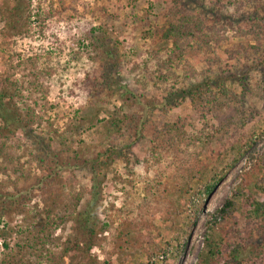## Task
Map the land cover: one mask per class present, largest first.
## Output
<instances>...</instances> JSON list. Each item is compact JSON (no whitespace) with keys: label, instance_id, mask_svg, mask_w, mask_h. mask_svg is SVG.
<instances>
[{"label":"trees","instance_id":"trees-1","mask_svg":"<svg viewBox=\"0 0 264 264\" xmlns=\"http://www.w3.org/2000/svg\"><path fill=\"white\" fill-rule=\"evenodd\" d=\"M191 1L195 2L194 9L187 8ZM247 3L255 7L244 11ZM169 4L164 13L165 26L158 34L170 46L164 51H150L151 58L143 59L142 63L129 60L119 48L118 40L105 29L91 27L87 35L89 56L102 66L99 76L88 75L84 86L93 92V96L102 91L110 95L118 93L124 105H135L139 110L156 106L166 112L169 107L177 106L179 96L188 97L201 122L199 130L183 117L164 124L149 123L145 116L126 112L123 105L114 109L107 120L106 148L82 159L69 155L68 137L63 138L59 150L53 147L51 138L39 139L35 120L28 112L23 116L18 110L11 109L6 89L0 91V157L8 156L11 141L23 145L29 162L37 161L43 170L37 186L47 194L43 196L46 202L51 201L53 208L58 205L61 200L58 184L63 182L66 170L85 167L92 174L90 194L83 208L75 214L63 212L60 217L61 220L70 218L74 224L59 257L49 256L52 258L49 259L39 253L28 264H65L66 258L71 264L79 254L88 255L106 225L102 224V229V225L99 227L100 172L118 159L129 164L131 148L123 142L129 138H142L148 131L152 132L159 147L182 155L179 165H174L171 173H158L152 183L145 186L147 195L156 190L157 197L151 196L140 211L156 209L160 223L152 221L155 213L150 211L147 216L138 213L141 218L138 228L133 227L132 221L125 223L124 245L118 253L128 252L132 258L126 256L119 264H165L168 258L180 254L182 239L186 235L189 237V230L196 222L192 214L199 211L200 202L245 157L252 167L245 172L242 184L232 190L214 213L208 226L210 234H206V246L197 264H264V151L256 150L264 131L257 126L249 128L247 133L234 130L235 126H246L241 105L237 107L235 117H221L235 99L242 100L248 95L264 98V0H169ZM51 8L54 10L53 6ZM18 9V5H14L13 13ZM10 19L14 20L12 24L16 28L18 17L13 15ZM243 38L246 43H234L235 39ZM252 40L254 44L250 43ZM230 42L231 45L224 49L230 61L226 63L218 51ZM197 59L206 63L204 69H196L193 62ZM126 68H130L131 73H141L138 82L144 88L150 81L155 86L170 89L163 102L144 101L140 94L121 84V74ZM176 84L183 87H176ZM252 112L250 117L254 119L257 111ZM17 132H21L22 138ZM190 147L196 151L190 152ZM25 195L19 191L0 193V238L5 249L10 248L9 239L13 236L21 240L17 244L20 250L26 247L34 250L39 240H45L40 236L47 227L25 237L26 230L12 223L14 213L25 212ZM128 214L127 210L122 216ZM166 229L173 233L167 238ZM15 259L13 264L19 262L17 257Z\"/></svg>","mask_w":264,"mask_h":264},{"label":"rangeland","instance_id":"rangeland-1","mask_svg":"<svg viewBox=\"0 0 264 264\" xmlns=\"http://www.w3.org/2000/svg\"><path fill=\"white\" fill-rule=\"evenodd\" d=\"M16 4L19 9L13 13ZM169 6V0H0V91L6 89L11 109L18 110L23 116L28 112L35 120L34 128L39 139L51 138L53 147L59 150L64 137H68L69 155L81 156L82 159L96 155L107 146L105 132L111 112L123 106L124 102L118 93L110 95L102 91L93 96V92L84 86L87 76L98 77L102 66L89 56L88 30L91 27L105 29L118 40L119 48L129 60L142 63L143 59L151 58L150 51H164L170 46L158 34V30L165 26L164 13ZM190 6L194 9L195 2L191 1L187 8ZM253 7L247 3L244 11ZM13 15L18 17L16 28L12 24L14 20L10 19ZM148 32L150 34H145ZM241 41L246 43L244 38L235 39L234 43ZM230 45L231 42L218 51L226 63L230 61L224 49ZM193 64L197 70L206 67L201 59L194 60ZM129 69L121 74V84L140 94L144 101L162 103L170 89L155 86L150 81L144 88L138 82L142 78L141 73H131ZM175 86L183 87L181 84ZM240 99L231 102L221 117H235L238 115L237 107L241 105L246 126H235L234 130L247 133L249 128L257 126L264 131V98L248 95ZM177 101V106L169 107L166 112L156 106L142 108L145 111L135 105L124 106L126 112L145 116L149 123L164 124L183 117L199 130L201 122L189 98L179 96ZM252 110L257 111L254 119L250 117ZM17 133L22 138L21 132ZM23 141L25 143L26 139ZM123 143L131 148L128 151L130 163L118 159L99 175L102 184L99 227L106 224L105 230H98L97 245L88 255L79 254L71 264H119L126 256L132 258L128 252L124 255L118 253L124 245V225L132 221L133 227H139L137 224L141 218L138 213H143L140 210L146 207L145 203L151 196L157 197L156 190L152 191L154 194L147 195L145 186L152 183L156 174L171 173L174 165H179L182 155L159 147L151 131L142 138H129ZM11 144L8 156L0 157V193L19 191L26 194L25 212L14 213L12 223L26 230L25 237L37 234L42 227L47 229L40 236L45 240H39L34 250L28 247L20 250L17 244L21 240L17 236L9 239L10 248L5 249L0 238V264H13L15 257L19 259L17 264H28L39 253H44L49 259L58 258L74 224L70 218L61 220L60 217L63 212L70 215L83 208L90 194L92 174L85 167L66 170L63 184H58L61 200L53 208L51 201L44 200L42 188L37 186L43 172L38 162H29L23 145L19 146L16 141H11ZM256 150L259 153L264 151V136L258 141ZM192 151L196 149L190 147ZM251 167L248 158H242L200 202L199 211L192 214L196 222L189 230V237L186 235L182 239V252L168 258L165 264H197L201 251L205 249V238L210 234L208 226L214 213L232 190L242 184L245 172ZM127 210L129 214L123 217ZM148 211L155 213L151 219L156 223L160 219L159 212L154 208ZM147 212L143 214L147 216ZM165 232L166 238L173 234L171 230L166 229ZM135 257L139 259L138 255ZM65 264H70V259L66 258Z\"/></svg>","mask_w":264,"mask_h":264}]
</instances>
